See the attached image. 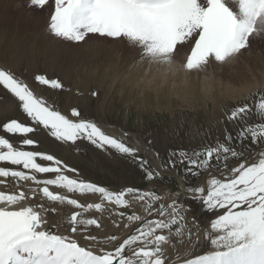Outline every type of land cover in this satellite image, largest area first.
Here are the masks:
<instances>
[{
  "label": "snow or ice",
  "instance_id": "6c2138e0",
  "mask_svg": "<svg viewBox=\"0 0 264 264\" xmlns=\"http://www.w3.org/2000/svg\"><path fill=\"white\" fill-rule=\"evenodd\" d=\"M28 2L40 11L48 8L47 27L55 38L79 43L95 34L125 41L137 49L141 62L170 70L181 44L190 45L181 68L202 71L213 60L225 62L238 55L253 36H264V0ZM34 80L53 90L63 88L45 74H36ZM0 86L18 99L25 116L0 125V164L7 165L0 166V185H13L0 190V264H170L178 246L193 249V258L183 259V264H264V95H253L251 103L246 98L226 112L224 118L233 128L223 140L173 151L167 162L153 168L123 137L106 133L74 107L70 115L63 114L8 67L0 66ZM250 112L258 113L256 120L248 118ZM33 125L42 126L58 142L83 140L133 157L149 182L160 174L156 168L183 169L182 179L204 180L167 195L137 191L134 184L110 189L81 177L47 151L25 150L41 147L29 138L37 131ZM74 194H98L99 202L85 204ZM130 195L140 204L138 210L130 211ZM45 200L73 206L63 233L52 230L56 225L46 219ZM186 200L198 202L209 214L204 230L197 227L195 240L188 228ZM113 209H119L114 214L127 223L117 225L123 237L110 235L104 243L111 247H105L100 233L88 231L92 226L100 229L101 221L87 214L108 211L111 216ZM192 221L198 224L195 217ZM201 234L209 247L196 252Z\"/></svg>",
  "mask_w": 264,
  "mask_h": 264
},
{
  "label": "rangeland",
  "instance_id": "374dc122",
  "mask_svg": "<svg viewBox=\"0 0 264 264\" xmlns=\"http://www.w3.org/2000/svg\"><path fill=\"white\" fill-rule=\"evenodd\" d=\"M25 8L26 12L24 11L23 13H25L26 19L23 17V13V18L21 15H19L17 20L13 15L9 18L12 22L19 24L18 27H26L29 32L40 31L36 34L38 35L37 37H33V40L29 37V32L27 31L18 33L19 37L15 35V40L17 39L19 42H16V45L23 47L32 56L37 68L28 72L25 60L16 57L11 58V66L6 63L5 65L4 62H0V66L5 65L11 70L14 69L13 72L20 79L37 89L35 94L34 90L30 88L36 96L52 104L61 110L63 114L70 115V110L74 107L81 113V116L96 123L119 127L127 133L126 135L132 133L133 137L142 141L148 147L154 154L155 159L151 160L148 154H145L132 143V139L124 138V142L136 148L138 156L149 161L153 168L161 161L167 162L169 154L173 151L181 149L191 150L204 144H214L217 140H223L224 134L233 128V124L224 118L226 112L230 111L233 106L244 102L246 98L251 103L253 95L257 99L260 95H264V36L257 35L250 38L249 47L241 50L238 55L225 62H215L213 60L202 71L190 72L194 77L203 76L207 80L211 78L209 84L217 89H222V92L225 90L227 92H244L241 95L228 97L221 92L214 95V97H205L203 92L198 93L190 86L185 87L184 83L173 82V89L166 91V98L161 97L155 103L153 94L144 101V95L140 90L131 99L127 96L124 97L126 94L120 85V78L126 73L125 70L140 64L138 62L140 60L137 55V49L125 41L103 38L95 34H90L86 41L79 43L55 38L50 34L47 27L49 17L39 21L41 18H35L32 14L38 12L36 9L30 6ZM188 54H190V45L187 43L179 45L173 57L172 66L176 65L181 68V64ZM146 65H149V63L144 62L142 65L146 69L143 68L145 72L163 70L162 68L165 67V65H161V68H159L156 64H150L146 68ZM154 65H156L155 68L157 69L153 68ZM150 67L154 70H151ZM181 70L183 71L182 68ZM79 71H83L85 74L80 76ZM35 74H45L48 78L58 79L62 83L63 88L53 90L49 86L40 85L33 78ZM149 79V76L146 80L141 77L134 83L143 84L146 88L149 84ZM128 84L127 81L124 82L127 90ZM93 92L96 95H92ZM181 98H185L186 101ZM212 104L215 105V108H212ZM213 112L216 115L214 120L212 119ZM257 117L258 113L254 112H250L248 116L252 120H256ZM13 118L25 120V116L19 108L18 99L0 86V125ZM29 123L31 122L29 121ZM33 126L37 128V131L29 134V138L37 140L41 147L26 148L25 150L47 151L69 167L75 168L81 177L99 185L109 186L110 189L119 188L121 185H135L136 183L144 182L148 186L143 189H136L137 191L155 190L162 195L160 188L167 187L173 192L181 189L176 177L182 181L181 186L186 187L189 184L200 183L203 178L189 176L182 179L183 169L169 168L165 170L156 168L155 170L160 174L154 176L152 181L149 182L145 179L138 161L133 157L120 154L107 146L105 149L97 148L83 140L76 143L58 142L49 137L42 126ZM114 136L119 137L116 134ZM10 139L15 141L18 137H10ZM237 147L240 146L237 145ZM248 147L251 148L252 146L249 145ZM66 174L73 175L72 173ZM40 178L48 177L41 176ZM7 187H9L8 183ZM60 191L63 190L61 189ZM96 195L74 194V198L78 197L85 204L96 203L99 202V197ZM90 198L92 199L91 201ZM127 199L133 202V208L130 211L140 208V204L135 202L133 196L130 195ZM47 202H45L47 206L52 203L50 201ZM65 205L63 206L68 216L73 210V206L66 205V207ZM185 205L190 206V210L187 211L186 215L188 228L191 229L195 240L197 227L201 231L204 230L209 214L194 200H186ZM106 207L108 206L106 205ZM116 211H119V209H113L111 216L108 211L100 213L93 210L87 214L89 218L95 217L100 220L103 225L100 229H96L94 226L88 229L92 234L100 233L98 239L101 244L112 234L123 237L124 232L118 230L117 225L122 228L127 223V220L115 215ZM193 217H195L198 224L193 223ZM110 218L114 222L107 227L108 223L106 220ZM114 228L115 230H113ZM198 243L200 247L195 249L196 252L209 247L205 243L202 234ZM102 245L105 247L109 246V244L105 243ZM192 252L191 246H178L172 252L170 264L175 260H180L181 262L183 259L193 257ZM129 255H131L130 252Z\"/></svg>",
  "mask_w": 264,
  "mask_h": 264
},
{
  "label": "bare ground",
  "instance_id": "6f19581e",
  "mask_svg": "<svg viewBox=\"0 0 264 264\" xmlns=\"http://www.w3.org/2000/svg\"><path fill=\"white\" fill-rule=\"evenodd\" d=\"M27 6H29L28 0H0V62H2V63L4 62V64L6 63V64H8V66H11V64H12L11 58L12 57L23 59V60H25L27 71L29 72L32 70H36L37 66H36L32 56H30L23 49V47H21V46L18 47L16 45V42H18V40L17 39L15 40V35L17 37H19L18 33H21L23 31H27L28 29L26 27H22V28L18 27L19 24L17 25L16 22H12L11 19L9 18L11 15H13L16 20L19 17V15H21V17H22L23 16L22 13L25 11V9H26L25 7H27ZM36 11H38L37 13H40V14H38V15H37V13H35V14L32 13V14L35 18L40 17L41 20H39V21H42V19L45 20L46 17L47 18L49 17V11H48L47 7H45L44 10H42V11L37 10V9H36ZM23 14H24L23 17L26 19L25 13H23ZM29 17H31V16H29ZM29 17H27V18H29ZM1 22H2V24H1ZM45 24H47V23H45ZM27 32H29V31H27ZM39 32L40 31L37 32L36 30H34L32 32L30 31L28 33V35L33 40V37L34 36L37 37L38 35H36V34ZM42 34H43V32H42ZM48 35H50V34H48ZM39 38H40V35H39ZM129 62H130V60H129ZM138 62L141 65L140 64L137 66L133 65L134 67L129 68V69H127V67H126V69H127V70H125L126 73H124V75L120 78V85H121L124 93L126 94L124 97L127 96L129 99L133 98L136 94H138L137 91L140 90V92H142L144 95V99H143L144 101L149 99L151 97V95L153 94V96L155 98L154 102L157 103L159 98H161V97L166 98V91L167 90L173 89V82L184 83L185 87L190 86L192 89L198 91V93L203 92L205 97H209V96L214 97V95L220 94L222 92V89H217L214 86L209 84V80L211 78L207 80L203 76H195L194 77L191 75L190 72L184 71V70H183L184 71L183 72L181 70V68H179L176 65H173L171 70L168 68V66H167V68L165 66L162 68L164 71L160 69V70L153 71V72L152 71L145 72L146 69L144 66H142L144 62L143 63H141L140 61H138ZM123 65H126V64H123ZM147 66H150V64L146 65V68H148ZM160 66L161 65H159V66L157 65V67L161 68ZM155 67H156V65H154L153 68L157 69ZM123 68H125V66H123ZM164 68H166V69H164ZM154 69L151 68V70H154ZM79 72H80V74H79L80 76L85 74V72H83V71H79ZM31 75H32V73H31ZM148 76L150 77V79H149V84L146 88L143 84H138V83L135 84L134 83V81L140 79L141 77L143 80H146L148 78ZM31 77H33V76H31ZM125 81H127L129 83L128 84V90L124 86ZM254 86H252V87H254ZM29 87L34 90L35 94L37 93L36 92L37 89H34L30 85H29ZM134 89H136L135 92H134ZM232 92H234V93H232ZM242 93H244V92H240V93L238 91L227 92L226 90L222 92V94H224L228 97H235L237 95H241ZM137 96H139V95H137ZM181 99L186 101L185 98H181ZM131 101H133V100H131ZM139 101H140V99H139ZM212 108H215L214 104H212ZM212 119L213 120L216 119V115L214 114V112L212 114ZM97 124H98V126H100L102 128V130L106 131L107 133H110L112 135L116 134V135H119V137L121 136L123 138L132 139V143L135 146H137L138 148H140L145 154H148V157H150L151 160L155 159L154 154L148 149V147L142 141H139V140H137V138L133 137L134 135L132 133L125 135L127 133L124 132L123 130H121L119 127H116V126H113L110 124H104V123L102 124L99 122ZM0 166H2V165L0 164ZM176 179H177V181H179L181 189L186 187V186H181L182 181L180 179H178L177 177H176ZM203 180H204V178L201 179V181H203ZM7 183L9 184V187H3L0 185V190L8 191V190H11L13 188V185L10 181H8ZM147 186L148 185H146V187ZM52 188H53V190L56 189L55 186ZM160 191H161L162 195H167L168 192L171 190L166 187V188H160ZM171 192L175 193L173 191H171ZM96 196H95V198H97ZM91 198H92V196H91ZM91 198H90V201L92 200ZM45 202L42 201V203L44 204V208H45L46 219L50 223H53L56 225V227L53 228L52 230L63 233L65 231V228H66L65 220L67 219V214H68L65 211L64 206L61 205L59 202H52V203H49L47 206ZM46 206L48 209L46 208ZM64 214H66L65 217H64ZM113 220H114V218H113ZM106 222L108 223L107 224V227H108L109 225L113 224L114 221L112 222V219L110 218V219H107ZM105 227H106V225H105ZM113 230H115V228ZM81 243L83 244V240H81ZM102 244H104V242ZM109 246H111V244H109ZM191 258H193V257H191ZM181 264H183V261H181Z\"/></svg>",
  "mask_w": 264,
  "mask_h": 264
},
{
  "label": "water",
  "instance_id": "95a60500",
  "mask_svg": "<svg viewBox=\"0 0 264 264\" xmlns=\"http://www.w3.org/2000/svg\"><path fill=\"white\" fill-rule=\"evenodd\" d=\"M146 183H144V182H139V183H136L135 184V187L137 188V189H143V188H145L146 187Z\"/></svg>",
  "mask_w": 264,
  "mask_h": 264
}]
</instances>
